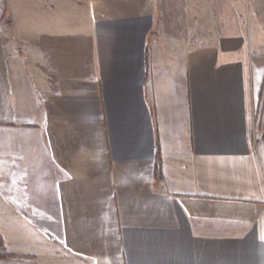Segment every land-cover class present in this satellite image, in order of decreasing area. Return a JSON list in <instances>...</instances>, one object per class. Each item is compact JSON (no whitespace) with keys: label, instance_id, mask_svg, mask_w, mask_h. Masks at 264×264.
Masks as SVG:
<instances>
[{"label":"crops","instance_id":"obj_1","mask_svg":"<svg viewBox=\"0 0 264 264\" xmlns=\"http://www.w3.org/2000/svg\"><path fill=\"white\" fill-rule=\"evenodd\" d=\"M263 135L264 0H0V264H264Z\"/></svg>","mask_w":264,"mask_h":264},{"label":"trees","instance_id":"obj_2","mask_svg":"<svg viewBox=\"0 0 264 264\" xmlns=\"http://www.w3.org/2000/svg\"><path fill=\"white\" fill-rule=\"evenodd\" d=\"M263 139H264V135H263ZM156 171H157L158 177L161 178L162 175H161L160 165L159 164L156 165ZM12 256H13L12 254H10V253H8L6 251V248L4 246L3 240H2V238L0 236V261L7 260L8 258H10Z\"/></svg>","mask_w":264,"mask_h":264}]
</instances>
